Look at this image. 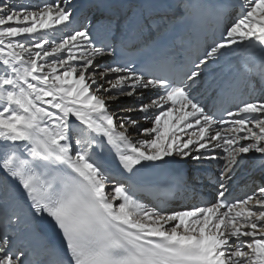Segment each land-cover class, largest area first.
<instances>
[{
  "label": "snow or ice",
  "instance_id": "snow-or-ice-1",
  "mask_svg": "<svg viewBox=\"0 0 264 264\" xmlns=\"http://www.w3.org/2000/svg\"><path fill=\"white\" fill-rule=\"evenodd\" d=\"M95 7L98 15L56 42L43 30L68 28L72 0L0 2V264H264V183L229 199L247 154L258 153L264 169V97L210 111L194 94L208 66L239 45L259 49L264 79V0H240L219 38L179 78L128 61L98 67L100 59L139 49L148 64L174 62L162 40L171 21L155 0H143L131 16ZM190 118L198 127L187 134ZM105 144L127 174L173 155L219 160L201 150L222 147L218 198L181 210L147 207L131 185L106 173L97 151Z\"/></svg>",
  "mask_w": 264,
  "mask_h": 264
},
{
  "label": "bare ground",
  "instance_id": "bare-ground-1",
  "mask_svg": "<svg viewBox=\"0 0 264 264\" xmlns=\"http://www.w3.org/2000/svg\"><path fill=\"white\" fill-rule=\"evenodd\" d=\"M2 3H8V4H15L17 6L23 4V5H31V6H36L40 5L41 3L44 2V0H0ZM50 2V0H49ZM73 4L76 6V13L74 14L73 22L68 26L67 29L63 28L62 26H57L56 30H43L45 38L50 40V41H56L58 42L60 39L63 38L64 35L68 34L69 32L73 30L79 29L83 24L82 20L86 17L87 12L91 13V19L93 15H98L99 12L97 11L95 5H99V11L104 12L105 14H114V15H121L122 9H123V3L124 0H72ZM232 6L233 8L227 13L226 15V25L231 21L232 18H234L237 14V12L240 9V0H232ZM125 5V3H124ZM87 24V23H86ZM93 34L99 38L101 36V32L103 31L100 29L98 26L95 25V21H93V28H92ZM245 45H239L231 50L227 51V54L220 57L215 63L220 64V65H229L235 61H237L240 56L243 54V49ZM73 51H77L76 49H73ZM57 56H60L61 54H55ZM64 56L67 55L66 51L63 54ZM111 64V56L105 57L103 59L99 60L98 67L103 68L105 65ZM3 71V65L0 64V73ZM198 89V88H197ZM199 94L202 96V92H199ZM155 96V91H148L145 92V103H147V98L148 97H154ZM264 97L257 89H254V95L251 98H260ZM125 103H135L134 99H128L125 101ZM2 110V109H0ZM70 121L73 123V125H76L78 122L75 120V117H71ZM189 122L194 123V118H190ZM228 125V126H227ZM226 126H221V127H230V124H227ZM144 127H151L152 125L150 123H144ZM196 130V128L192 129H187L186 133L190 134L191 131ZM186 133H179V135L182 138H185ZM214 134V133H213ZM130 135L135 139L137 138V133L136 132H131ZM75 139L76 136L75 134L73 135V146L75 147ZM251 141H245L242 143H247ZM2 143V142H0ZM19 147H23V145H18ZM204 152L205 156L215 154L216 156L220 157L221 159L219 160H203L200 162H195L188 160V164L190 167V179L193 180L198 175H204L207 176L205 183L207 185V189L210 188L211 184H209L210 181L217 180V177L219 176L218 172H215V170H221L223 166V157L226 155L224 152V149L222 147H218L215 149L211 150H201ZM256 153H250L247 154L245 157L244 162L242 163L241 167L237 169V172L232 180L230 188H234L233 184L236 180H239V184H243L245 187L247 185L253 186L252 188L249 189L250 194H252L254 191L257 190L258 186L264 183V181L261 179L264 177V171H258L259 168V157H255ZM174 157H177L173 155ZM150 164V163H146ZM105 170L106 173L108 174V166L105 165ZM200 170V171H199ZM211 172V173H210ZM213 172V173H212ZM257 172H261L258 173ZM109 175V174H108ZM209 175V176H208ZM114 186V181L110 179L108 181L107 185V191L109 193L112 192V188ZM187 205H196L193 200H190ZM184 208L188 207H180V208H174L172 210H181Z\"/></svg>",
  "mask_w": 264,
  "mask_h": 264
},
{
  "label": "rangeland",
  "instance_id": "rangeland-1",
  "mask_svg": "<svg viewBox=\"0 0 264 264\" xmlns=\"http://www.w3.org/2000/svg\"><path fill=\"white\" fill-rule=\"evenodd\" d=\"M42 4V3H41ZM88 15H90V12H89V14Z\"/></svg>",
  "mask_w": 264,
  "mask_h": 264
}]
</instances>
